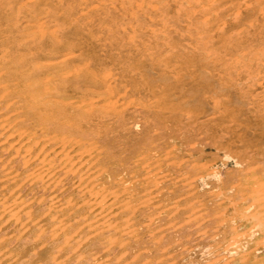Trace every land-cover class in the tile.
<instances>
[{"label":"rangeland","instance_id":"374dc122","mask_svg":"<svg viewBox=\"0 0 264 264\" xmlns=\"http://www.w3.org/2000/svg\"><path fill=\"white\" fill-rule=\"evenodd\" d=\"M0 264H264V0H0Z\"/></svg>","mask_w":264,"mask_h":264},{"label":"bare ground","instance_id":"6f19581e","mask_svg":"<svg viewBox=\"0 0 264 264\" xmlns=\"http://www.w3.org/2000/svg\"><path fill=\"white\" fill-rule=\"evenodd\" d=\"M3 85V84H2ZM107 87V86H106ZM109 87V86H108ZM110 91V90H109ZM24 96V95H23ZM147 108V107H146ZM153 108V107H152ZM155 111V110H154ZM171 150V149H170ZM85 151V150H84ZM82 155H83V153H82ZM86 155V154H85ZM91 155V154H90ZM89 157V156H88ZM79 158V157H78ZM97 158V157H96ZM81 159H82V156H81ZM85 161V160H84ZM86 161H87V159H86ZM95 162V161H94ZM93 162V163H94ZM206 166V165H205ZM209 177V176H208ZM91 178V177H90ZM110 210V209H109ZM106 212V211H105ZM223 212V211H222ZM130 217V216H129ZM95 233V232H94ZM117 242H118V240H117ZM258 248V247H257Z\"/></svg>","mask_w":264,"mask_h":264}]
</instances>
